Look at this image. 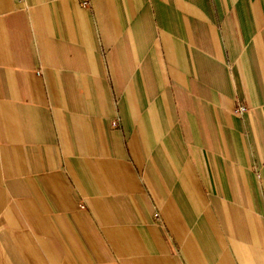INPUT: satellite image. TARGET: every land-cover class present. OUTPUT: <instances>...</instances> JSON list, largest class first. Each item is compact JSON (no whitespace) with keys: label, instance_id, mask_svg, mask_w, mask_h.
<instances>
[{"label":"crops","instance_id":"1","mask_svg":"<svg viewBox=\"0 0 264 264\" xmlns=\"http://www.w3.org/2000/svg\"><path fill=\"white\" fill-rule=\"evenodd\" d=\"M91 3L0 0V264H264V0Z\"/></svg>","mask_w":264,"mask_h":264},{"label":"built area","instance_id":"2","mask_svg":"<svg viewBox=\"0 0 264 264\" xmlns=\"http://www.w3.org/2000/svg\"><path fill=\"white\" fill-rule=\"evenodd\" d=\"M81 4H82V7L85 9H91L92 8L91 0H81ZM246 110H247L246 106H244V105L238 106L235 113L238 116L242 117L245 114ZM112 124L115 128H120V126H121L118 119H114Z\"/></svg>","mask_w":264,"mask_h":264}]
</instances>
